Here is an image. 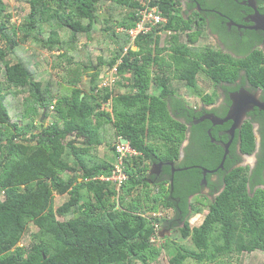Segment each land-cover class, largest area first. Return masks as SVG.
Segmentation results:
<instances>
[{"label":"trees","instance_id":"obj_1","mask_svg":"<svg viewBox=\"0 0 264 264\" xmlns=\"http://www.w3.org/2000/svg\"><path fill=\"white\" fill-rule=\"evenodd\" d=\"M24 1L28 9L22 3L14 6L24 12L16 23L9 21L8 6L0 0V39L7 45L0 46V264H183L189 258L195 264H233L223 257L263 248L264 189L253 187L264 182V157L258 160L254 178L247 166H234L236 161L227 155L223 169L217 170L223 188L212 199L196 198L202 178L196 164L217 167L223 147L213 145L203 131L208 161L199 162L186 147L179 161L199 111L175 94L174 79L186 87H193L199 75L215 83L232 82L243 70L253 86L264 90L261 51H241L246 56L239 59L206 44L194 45L208 36L207 27L225 32L226 18L215 11L227 13L225 0H187L183 12L180 0H150L166 21L150 25L136 39L137 48L126 52L128 36L115 29L134 24L141 0ZM228 1L239 9L238 3ZM194 5L207 7V12ZM209 16L213 18L207 24ZM181 33L186 43L180 41ZM26 43L32 44V51L20 53ZM104 49L107 54H97ZM55 50L63 59L56 73L60 79L32 65L39 53ZM118 58L117 82L111 90L98 91L102 69ZM152 87L158 91L152 93ZM108 99L111 112L103 106ZM260 133L264 155V125ZM117 135L138 152L123 160L127 179L120 190L93 178L113 168L115 153L109 161L100 158L97 149L112 150ZM211 136L216 138L214 132ZM236 138L242 152H253L256 137L250 121L242 124ZM234 141L230 155L235 154ZM157 162H164L167 178L155 180L152 194L149 178L154 175L148 171ZM166 162L178 168L172 179ZM54 193L67 195L57 207ZM196 202L207 211L201 223L191 227L189 215L202 211ZM160 208L173 215L152 216ZM152 220L176 227L191 245L172 239L166 260L167 241L158 247L150 239Z\"/></svg>","mask_w":264,"mask_h":264},{"label":"flooded vegetation","instance_id":"obj_2","mask_svg":"<svg viewBox=\"0 0 264 264\" xmlns=\"http://www.w3.org/2000/svg\"><path fill=\"white\" fill-rule=\"evenodd\" d=\"M186 1L187 0H180V3L185 4L186 6ZM233 1L234 3H238V10L228 0H225L226 5L222 6L224 9L228 10L227 13L221 10L213 9L217 11L219 15L226 18V21L224 22L225 34L212 32L210 28L207 27L209 35L214 37L216 43L223 47V52L225 51L226 53H229L232 57L239 59L244 58L246 54L243 55L240 53L241 51L247 52L248 50H259L264 55V32L258 27L261 26L262 21H264V1ZM192 8L195 10L197 9L198 11H200L201 9L203 14L207 12V7L201 8L198 5H194ZM188 12L190 13L191 9H188ZM230 13H232V16L228 15ZM212 18L213 16L207 17L206 20L208 22L206 23L209 24ZM214 49L221 50V48ZM206 78L207 77H205V79ZM210 80V86H208V88L203 91L201 95L198 94L200 96V101L197 103V105L194 104V106H192L195 111H199V116L197 118L193 117L192 122L193 125L196 126V128H194L192 131H187V137L183 141L185 142V144L182 143L181 145L179 161L182 160L185 156V147L188 149L187 152L194 150L196 158L199 162L208 161L206 157H209L210 151H207L206 148L202 146L201 140L203 139V133L201 132L205 131L210 135V142L213 145L218 144L223 147V144L231 139V143L229 145L230 147L234 139L236 138V134H238V129H240L242 124L248 120L253 124V130L256 137L255 149L250 154L242 152L240 150V144L236 138L237 141H234L236 145V155H230L228 153V157L233 158V160L236 161L234 166H247L248 175L252 174V176L255 178L257 176L255 169L258 160L264 157L262 149L263 142L260 133V129L264 125V111L256 106L253 102L258 101L264 103V90L261 87L253 86L252 82H250V80L244 75L243 70L240 71V75L232 82L221 81L220 83H215L212 79ZM193 90L196 93V89ZM208 97H212V99L211 101L206 102L204 98L208 99ZM234 102L239 103V107H241V113L239 115L236 114L234 117H236V119H240L242 123L240 126H237L234 129L233 134L231 135L230 127L233 124V120H227L222 124L216 122L228 115L231 107L234 105ZM207 115L211 116L212 119L205 117ZM212 132L215 133L216 138L211 136ZM236 156L239 159H237ZM163 163L164 162H157L151 164L157 166L155 167L156 172L153 173L154 179H150V181L158 180V177H160L161 175L162 177L167 178V176H164V173H162ZM166 164L171 167L170 178L172 179L173 173L178 170V168L175 167V164L173 162H166ZM196 167L201 168L202 170V178L199 181L200 186L198 191L196 192V196L201 197L204 195L208 199L214 198L223 188V185L218 184L221 176L217 174V170L221 166L218 165L217 167H205L200 164H196ZM257 187L264 189V182L255 185L253 189H256ZM249 188L250 186L248 185L247 189ZM192 196L194 195H190L189 199H191Z\"/></svg>","mask_w":264,"mask_h":264},{"label":"rangeland","instance_id":"obj_3","mask_svg":"<svg viewBox=\"0 0 264 264\" xmlns=\"http://www.w3.org/2000/svg\"><path fill=\"white\" fill-rule=\"evenodd\" d=\"M5 2L7 4V6H8L7 10H6V13H8V15L10 14L9 21L10 22L19 23L20 20L22 19V17L24 16V12L17 10L14 6L17 3H22L23 6L26 9H28V3L25 2L24 0H5ZM181 7H182L181 8L182 12L184 10H186L185 4H182ZM117 28L120 30L122 28V26L117 25L116 29ZM164 37H165V34L163 33L162 34V40H163ZM179 39H180V41H182L184 43L187 42L185 34L181 33ZM203 44L211 46L212 48H221V49H223L222 46H220L219 44L216 43L214 37H212L209 34H208L207 37L199 39V41L197 43H195L194 45H203ZM0 46L1 47H6L7 45H6L5 42H3L0 39ZM20 46L22 47L20 53L25 52L26 49L27 50L29 49V52L32 51V50H30V47L32 46L31 43H26L25 45H20ZM110 47H112V45ZM57 54H58V52L56 50L53 51V52H41V53L38 54V60L37 61L35 60L34 62L32 61V65L33 66L39 65V66L44 67L45 69L49 70L53 74H56L61 69L62 62H63V59H61ZM97 54H102V55L107 54V49H104L103 51L102 50H98ZM10 57L12 58L13 62L16 61L14 54L10 55ZM56 78L60 79L61 77L56 74ZM171 84H172V86L176 87L177 91L175 92V94L177 96L182 95L184 97V99L187 101V103L189 104V106L192 107V106H194V104L197 105V103L200 101V96L197 95V94L201 95V93H203V91H205L208 88V86H210L211 80L208 77L205 79V76H200L199 75L198 77L195 78V80H194V84L195 85L193 87L184 86L183 81H180L178 79H176V80L174 79ZM193 89H196V93L194 92ZM150 91L152 93H156L158 91V88L152 87L150 89ZM9 97H10V99H9L10 100V104H11L12 108L15 110V107H13L15 101H14L13 97L8 96V98ZM50 120L51 119L48 118V119H46L44 121V123L47 124L48 122H50ZM183 143L185 144V142H183ZM97 150H98V155H99L100 158L104 157L105 160H109V161L113 160V155H112L113 150L111 152L106 147L105 148L99 147ZM223 150H224V148H223ZM223 153H224V151H223ZM228 153H229V149H228ZM228 153H227V155H228ZM227 155H226V157H227ZM226 157H225V159H226ZM156 166L157 165H151L150 166L149 171H148L149 175H152L155 172L154 170H155ZM111 171H113V170L111 169ZM111 171H110V174H111ZM106 176H107L106 174H100V175L94 176L93 178L94 179L98 178L100 180L106 181L107 180ZM119 176L120 175L117 174V173L115 175H112V177L114 179L119 178ZM150 179L152 180V178H149V180ZM106 182H109V181H106ZM150 183H152V186L150 188H151V191H152V194H153L157 190L156 186L153 185V183H155V181H151ZM165 185L167 186V182L165 183ZM120 187H121V185L120 186L117 185L116 188H119V190H120ZM3 196H4V194H3V192H1L0 193V197L3 198ZM211 197H213V196H211ZM66 198H67L66 194L57 195V194L54 193V206L57 207ZM192 198H194V196H192L191 199ZM196 198H197V196H196ZM196 206H201L202 211L200 213L190 214L189 215V217H188L189 221L188 222H189L191 227H195V226L199 225L201 223V221H202V218H203L204 214L207 211L206 206H203L202 204L200 205L199 202H196ZM157 211L162 214L161 218L162 217L166 218V217H170L171 215H173V211L170 210V209H167V208H160ZM157 223L159 225L158 235H159L160 239H159V241L153 242V243H155V245L160 247V246L163 245V243H165V241H167L168 244L165 246L166 247V251L164 250L165 258H166V256H168V251H170V249L173 247L172 239L176 240L179 243H184V244H186L188 246L191 245L189 239H181L179 237V232L177 231L176 227L167 228V227H165L163 225V222L160 221V223L159 222H157ZM31 228L33 230L35 229V227L32 224L30 225V229ZM27 237L30 238L28 235H27ZM24 245L25 246H29L28 242H25ZM230 255H231L230 259H228V257L225 256V257H223L222 261L230 260L233 264H264V247L263 248H257L252 253L245 252L243 254H238V255L236 253H232ZM166 260H167V258H166ZM192 261H193V259L189 258V259L185 260L183 264H195V261H193V262Z\"/></svg>","mask_w":264,"mask_h":264},{"label":"built area","instance_id":"obj_4","mask_svg":"<svg viewBox=\"0 0 264 264\" xmlns=\"http://www.w3.org/2000/svg\"><path fill=\"white\" fill-rule=\"evenodd\" d=\"M135 15L137 16V20L132 26L126 29L124 27H122L120 30L118 28L116 29V31H125L128 36V44L123 47L124 52L130 49L135 50L137 48L136 39L140 34L146 33L150 29V25L166 21V18L162 16L157 5L151 4L150 0H141V4L138 7ZM120 62L121 58H118V60L113 65L102 69L97 83L98 91L106 88L111 90L112 86L118 80L117 67ZM103 106L107 111L111 112L110 99L105 101ZM111 147L116 157V162L113 163V171H111V174L115 175L117 173L120 176L119 178L114 179L110 173L106 174V181L114 183L117 187V185L120 186L123 181L127 179V174L123 171L124 158L137 155L138 152L130 145L129 141L121 135H117L115 137V139L111 142ZM159 214L162 215L158 211L153 212L152 216H160ZM152 225L154 232L150 239L152 242H157L160 239L158 235L159 225L155 220H152Z\"/></svg>","mask_w":264,"mask_h":264},{"label":"water","instance_id":"obj_5","mask_svg":"<svg viewBox=\"0 0 264 264\" xmlns=\"http://www.w3.org/2000/svg\"><path fill=\"white\" fill-rule=\"evenodd\" d=\"M258 27H259L260 29H262L263 32H264V21H262L261 26H258ZM258 27H256V28H258ZM81 95H83V93H81ZM253 103H254L256 106H258L260 109H262V110L264 111V103H262V102H258V101H254ZM240 110H241V107H239V103L234 102V105L231 107V109H230L228 115H227L226 117H224L223 119L218 120L216 123H220V124H222V123L226 122L227 120H233V124H232L231 127H230V132H231V135H232L234 129H235L237 126H240L241 123H242V121H240V119H238V118L236 119V117H234L236 114L239 115V114L241 113ZM235 111H236V112H235ZM234 112H235V113H234ZM205 117H207V118H209V119H212V117L209 116V115H207V116H205ZM230 143H231V139H229L227 142H225V143L223 144L224 153H223V156H222L221 162H220V164H219V166H221V167L223 166V163H224L225 157H226V155H227V153H228V147H229ZM154 171H155V170H154ZM155 172H156V171H155ZM155 172H154V173H155ZM203 172H204V171H203Z\"/></svg>","mask_w":264,"mask_h":264},{"label":"crops","instance_id":"obj_6","mask_svg":"<svg viewBox=\"0 0 264 264\" xmlns=\"http://www.w3.org/2000/svg\"><path fill=\"white\" fill-rule=\"evenodd\" d=\"M198 95V94H197ZM109 150L112 152V150L109 148ZM112 155H113V152H112Z\"/></svg>","mask_w":264,"mask_h":264},{"label":"clouds","instance_id":"obj_7","mask_svg":"<svg viewBox=\"0 0 264 264\" xmlns=\"http://www.w3.org/2000/svg\"><path fill=\"white\" fill-rule=\"evenodd\" d=\"M110 146H111V143H110Z\"/></svg>","mask_w":264,"mask_h":264}]
</instances>
